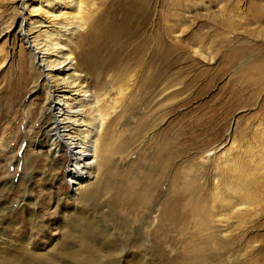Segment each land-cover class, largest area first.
Instances as JSON below:
<instances>
[{
  "label": "rangeland",
  "instance_id": "374dc122",
  "mask_svg": "<svg viewBox=\"0 0 264 264\" xmlns=\"http://www.w3.org/2000/svg\"><path fill=\"white\" fill-rule=\"evenodd\" d=\"M138 1L134 20L122 23L118 17L102 27L121 32L120 39H107L104 52L93 63L76 59L94 90L111 80L120 85L124 95L119 96L117 91L110 94V99H117L118 113L127 108L129 99H136L120 121L119 130L128 133L114 142L116 148L122 142L132 148L125 155L113 156L108 164L111 168L103 169L98 181L87 190L79 189L76 197H70L64 173L69 159L62 155L59 162L52 163L53 156L38 152L50 137L48 118L39 112L43 100L40 85L35 84L29 65L13 55L11 42L0 40V55L5 57L0 68V205L6 209L0 216L7 218L6 224H0V231L6 237H15V233L22 238L31 236L35 249H51L48 247L63 242L71 227L82 230L86 221L92 220L106 226L103 228L108 234L102 237L92 225L87 231L89 238L82 237L96 252L97 243L102 242L116 250L118 241L124 238V221L130 228H139L145 240L146 219L131 214L123 195L134 194L132 198L137 199L142 189L148 191V180L154 177L153 186H163L162 197L151 214L156 237L145 246L127 243L130 252L138 251L151 264H193L183 259L187 254L198 255L191 245L197 241L194 223L181 216L188 198L179 204L178 214L172 205L181 186H206L205 193L215 186H232V191L235 186H252L263 193L264 0ZM108 2L95 0L94 13L101 12ZM228 13L229 22L224 15ZM132 30H139L135 40ZM84 43L79 41L76 50ZM150 59H154L151 66ZM94 67L96 71H92ZM147 77L153 83L139 92ZM248 147L253 148L255 157H247ZM162 158L167 159L164 172L161 174L158 167L152 172L151 160ZM234 162L242 163L243 174L234 168ZM196 164L200 165L203 183L193 181ZM130 173L138 178L136 185L128 180ZM219 199V195L213 198L216 204ZM30 203L37 208L33 227L26 223L28 214H32ZM253 210L257 215L246 217L238 229L246 232L240 237L236 229L232 230L231 236L238 238L218 258L212 257L213 251L200 247L205 249L202 256H206L202 264H221L230 255L229 264H264V206ZM161 212H165L164 217ZM62 213L67 215L62 217ZM61 217H66L65 221L70 218L72 226L62 229ZM75 219L84 221L77 226ZM74 235L81 240L83 233L76 231ZM76 242L79 240L64 243L73 248Z\"/></svg>",
  "mask_w": 264,
  "mask_h": 264
},
{
  "label": "bare ground",
  "instance_id": "6f19581e",
  "mask_svg": "<svg viewBox=\"0 0 264 264\" xmlns=\"http://www.w3.org/2000/svg\"><path fill=\"white\" fill-rule=\"evenodd\" d=\"M137 2L139 1L109 0L101 12L94 13L95 0H0V40L4 38V42H11L13 55L15 54L21 62L24 60L26 65H29L31 75L35 78V84L40 85L43 95L39 112L40 114L45 113L48 118L47 132L50 137L38 152L39 154L44 153L46 157L53 156L52 163L59 162V157L62 155L69 159V165L64 173H66L70 197H76L79 189H89V186L98 181L103 169L107 168L108 171L111 168L108 164L113 156L125 155L132 148V145L127 142H122L116 148L114 142L128 133L126 129L119 130L120 121L124 117L122 115H126L127 111L134 107L136 99L134 98V101L129 99L126 104L127 108L118 113L117 99H110V94L117 91L120 96L124 92L120 89V85L116 86L112 80L107 84H99L98 81L101 87L94 90L91 87L92 82L88 81V74L81 66H78L76 59L81 58L86 63H93L98 59L104 52L103 46L106 45L107 39L117 41L122 35L117 30H102V27L116 22L118 17L122 23L126 20H134L138 12ZM224 15L229 22L231 14ZM94 22L93 27L91 25ZM132 31V37L135 40L139 30ZM79 41L85 43L77 51ZM152 61L154 59L148 60L149 66ZM4 64L5 57L0 55V68ZM94 68L92 71H96V67ZM99 77L100 75H97L96 79L99 80L101 78ZM152 80L147 77V82L140 86L139 92L146 91L153 83ZM252 149L248 147V151L245 150L247 157H255ZM166 160V158L158 161L152 159L151 171L155 172L153 169L158 167L162 174ZM230 163L232 164V160ZM233 166L240 174L245 172V167L241 162L240 164L234 162ZM199 167L200 165L196 164L193 181L199 180L203 183L199 175ZM239 179L244 181L243 177ZM128 180L135 185L138 182V178L131 173ZM154 183L155 178H150L148 180L150 186H146L148 191L142 189L141 193L138 192L137 199L132 198L134 194L123 195L131 214L133 213V216L134 214L142 215L141 217L146 219L145 225L148 231L145 240L142 239L139 228H130V223L127 221L122 223L124 241L122 239L118 241L115 251L111 250V245L108 248V242L107 244L96 242L99 246V251L96 252L92 249L93 247L89 246L90 244L82 241V237L89 238L87 231H90L92 225L102 237L108 235L107 229L103 228L106 226L96 225L97 223L91 222L92 220L86 221V227L82 226V230L71 227L69 232H64L63 242L53 247L50 245L51 247L48 248L51 249H47L46 246L35 249L36 244L31 236L22 238V235L20 237L19 233L14 232L15 239L12 236L6 237L5 233L0 231V238L9 239V242L0 239V264H151L145 255L137 254L138 251L131 253L127 243L132 245L143 243L145 246L146 241L149 242L150 238L156 237L153 227L154 218L151 214L155 212V207L162 197L160 188L163 186H153ZM220 187L222 186H215L205 193L206 186H181L172 202L174 211L178 214L179 204L188 198V201L183 203L181 216L182 219L190 218L193 221L192 228L197 236V241L191 242V245L198 255L192 257V253L187 254L183 258L185 261H191L193 264L204 263L206 256L202 254L205 249L213 251L212 257L218 258L220 253L231 247L233 239L238 238L231 236V231L236 229L237 235L241 237L245 230L238 231V229L245 224L246 217L250 215L255 217L257 212L253 208L262 206V204L264 206V191L257 193L252 186H235L234 191H232V186H223V190ZM231 194H234L233 198ZM215 195L220 196L218 204L213 200ZM118 196L120 198V194ZM154 197L157 199L155 200ZM30 204L33 206L32 214H28L26 223L29 227H33L37 218V208L35 203ZM251 205L254 207L248 209ZM56 207H59L58 203ZM5 211L6 209L2 207L0 213ZM66 215L62 213V217ZM164 216L165 212H161V217ZM62 217L60 224L62 229L72 226L68 222L70 218L65 221L66 217ZM233 218L236 222L232 221ZM6 219L0 216V224H6ZM79 221H84V219H75L77 226H79ZM131 230L134 231L131 232ZM14 231H16L15 228ZM76 231L83 233L81 240L74 235ZM71 240H79V242L74 243V247L70 248L64 242ZM113 242L117 240L113 239ZM153 246L154 244L150 248L152 249ZM230 256H226L229 260L222 261L221 264H229ZM131 257L132 260L129 259Z\"/></svg>",
  "mask_w": 264,
  "mask_h": 264
}]
</instances>
